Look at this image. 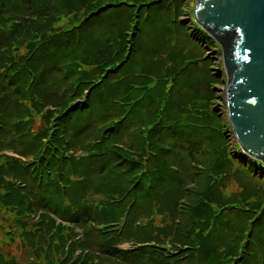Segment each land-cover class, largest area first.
Returning <instances> with one entry per match:
<instances>
[{
    "label": "rangeland",
    "instance_id": "rangeland-1",
    "mask_svg": "<svg viewBox=\"0 0 264 264\" xmlns=\"http://www.w3.org/2000/svg\"><path fill=\"white\" fill-rule=\"evenodd\" d=\"M106 1L113 3L97 8ZM195 1L88 0L82 8L79 0H0L1 263L45 264L35 249L59 243V261L70 264H264V180L232 157L241 152L227 114L222 50L193 33L199 26ZM109 8L115 11L107 14ZM55 42L61 50L57 63L50 65L46 54L42 65L40 55ZM150 94L156 96L151 105ZM88 96L91 108L77 111L76 101ZM85 120L88 133L56 140L59 123L70 134ZM166 130L201 151L188 166L185 153L171 161L173 169L161 161L168 174L185 179L174 207L178 215L169 216L164 207L172 195L166 187L147 213L130 222L131 185L147 184L143 170L153 153L174 150ZM113 150L121 155L110 158ZM95 157L102 160L91 162V169H114L129 190L127 197V190L112 188L117 182L94 178L103 186L90 195L94 209L124 200L116 218L76 224L40 207L26 216L12 199L15 193L31 195L29 176L20 170L27 168L38 183L42 173L43 184L56 188L62 177L47 175L45 167ZM10 184L21 188L13 191ZM42 215L51 222L42 223ZM94 228L97 243L118 246L128 259L90 248L83 240ZM135 252L144 258L136 260Z\"/></svg>",
    "mask_w": 264,
    "mask_h": 264
},
{
    "label": "trees",
    "instance_id": "trees-1",
    "mask_svg": "<svg viewBox=\"0 0 264 264\" xmlns=\"http://www.w3.org/2000/svg\"><path fill=\"white\" fill-rule=\"evenodd\" d=\"M75 0H71L70 3H72ZM80 3H82V8H87L88 7V0H79ZM111 3H113V1H106L105 3H100V5L97 8H104L107 5H110ZM113 11H115V8H109L107 9L105 12L107 14H112ZM116 23V22H113ZM152 25H154L152 23ZM87 29L89 28L88 26L86 27ZM192 28V27H191ZM193 33H195L199 38H203V40H208V42L210 43H214V40L211 38V36H209V34L206 32H204L199 26L195 25V28L193 29ZM70 38H73L74 35H69ZM108 43H109V39L106 40V42L102 45L103 50L107 51L108 48ZM218 47V45H217ZM61 50L58 47V44L55 42L54 44H52V46L50 48L44 49L43 53L40 55L39 57V61L40 63L43 65L44 62H46L47 60L45 59V55L49 54V62L50 65H55L56 59L55 57L60 55ZM103 57V56H102ZM102 59V58H101ZM100 59V60H101ZM145 73V72H143ZM147 74V73H146ZM213 77H217L216 75H213ZM121 83V82H119ZM154 94H150V100L149 104L151 105V103L153 102V98H155L156 96H154ZM153 97V98H152ZM91 99L88 97H85L84 99L81 100H77L76 101V108L77 111L78 110H89L91 107ZM83 105V106H82ZM86 105V106H85ZM83 107V108H82ZM67 122H69L70 120L66 119ZM73 120V119H72ZM88 121V122H87ZM65 122H63L64 124ZM172 123L174 124H181L180 120H175ZM63 124L59 123L57 128L54 130V136L56 137V140L59 141L60 136L59 135H68V137H72L73 135H76L77 137H81L83 133H88L89 132V125H90V121L89 120H85L82 122V124L78 123V126L75 129L74 133H68L66 132L65 126H63ZM69 124H71V121L69 122ZM126 119H125V126H126ZM91 128H93L92 124H91ZM173 134V135H172ZM166 137L165 139H167V141H169L170 143H173L175 145L174 150L169 149L168 151L165 149L162 150L163 152H158V154L153 153L152 156L150 157V159L146 162L148 163V170H143V173H147V184H145L144 181L139 182L135 187H133V185H131V199L132 202L129 203L128 205V212L129 213V220L130 222H132V218H133V222L135 220V217H137L139 214H144L146 212V208L147 211L150 209L151 206V201L155 200V196H161L163 194H165V188L167 187L168 190H170L172 193L171 195V199L167 201L166 204H164L165 209H168L167 213L170 216H176L178 215V211L177 209H174V207L176 206L177 203V199L178 196L181 193V182L184 181L185 179H180L178 177H176L175 175L172 174H168V171L171 170H166L165 168H169V169H173L172 166L174 165L171 161L173 159H176L175 156L178 155L179 153L182 154H189V159H188V164L186 166H188L191 163H196L198 155L200 154V150L198 151L195 149H192L191 147H186L184 144L181 145L182 143L180 141H178L176 139V136L174 135V132L165 133ZM238 145H237V147ZM239 151L240 156H238V151L234 150V152H232V157H234L236 160H238L239 162H241V164L246 168V170L248 172H251L252 175L256 176L258 175V177L263 178L264 180V164L260 161V160H255L253 158H248L249 156L245 155L240 149ZM113 155H121V153H119V151L117 152L116 150L110 151L108 153V155L110 156V158H112V154ZM102 159H98V158H91V159H82L81 161H76L75 163H72L71 165L67 164V165H60L59 167H57V169H55L56 167H45V172L48 175H52L55 174L57 176H59L61 178V180H59V182L56 183V186H60L61 183H65L67 184V181L71 183L73 182V184L71 185L68 184L67 186L64 184V188H61L60 190L56 188H53V186L49 183V184H43V176L44 174H40L39 175V179H41V181H38L31 176V171L27 170V168H25V170H20L22 172V176L25 178L26 176H29V180L30 182L28 183V188L27 191L31 194L29 195V197L26 199L24 198L23 195L19 194V193H15V195H13L12 199L13 200H17L23 207V211L25 213V215H31L34 216V214H30L29 209L30 208H42L44 210L47 211H52L55 214H59L61 217L63 215V217H65V219H69L72 223H76V224H80L83 223L84 225H86V223H89L91 221H100V220H111L112 218H116L117 214H120V212H122V210H125L126 206L124 204V200H120L119 202H115L114 204H111L108 206V208H105L103 210H96L94 209L93 206V201L90 199V195H92V192H95L96 190L99 189L100 187H103L100 183L102 182V180H95L94 178H96L95 176H99L101 178L105 179V183L112 181V182H117L118 181V173L114 170L111 169L109 172L106 171V169H104L103 171H98L95 172L94 170L96 169H91L88 165L91 162H96L99 164V161H101ZM131 159L128 158V163L129 165L133 164V165H137V160H133L130 161ZM162 160H166V162L168 163L167 167H163L161 161ZM130 161V162H129ZM190 161V162H189ZM48 163V160L45 161V164ZM131 163V164H130ZM141 167H143L142 165H139ZM171 166V167H168ZM98 168V167H97ZM103 169V168H101ZM99 169V170H101ZM146 171V172H144ZM107 172V173H106ZM124 173V172H121ZM30 174V175H29ZM68 176V177H67ZM70 176V177H69ZM92 182L89 183V181L91 180ZM115 177V178H114ZM187 177V175H186ZM67 180V181H66ZM37 182V183H36ZM117 185H112V188H121L122 191H126L127 189L122 185V183L119 181L117 182ZM11 185V184H10ZM11 189L14 190H20L21 187H16V184H12L11 185ZM52 187L53 190L55 192H53L52 195H50V197L48 198L46 193H48L49 188ZM10 189V188H8ZM10 189V190H11ZM121 191V192H122ZM144 191L143 195L141 197L135 196L136 192H141ZM92 193V194H91ZM118 193L120 194V191H118ZM129 190H127V193L125 194L128 195ZM138 195V194H137ZM129 197V195L127 196ZM126 197V198H127ZM115 200V198H113ZM66 201V202H65ZM147 213V212H146ZM135 214V216H134ZM42 223L47 224L50 223L51 220H49L48 218H46V216L42 215ZM169 222L171 224H175V221H172V219H169ZM160 228V226H159ZM66 230L64 227L62 229ZM89 231L88 234V239L87 240H83L84 242H86L88 244V246L90 248L93 249H101L103 250V254L106 257H113V258H126L122 252L120 253L118 250V246L115 245H110V246H104L100 243H97V238L98 236L95 235L94 231L95 228L93 230H87ZM37 233H42V231L39 229H36ZM96 237V238H95ZM60 244L59 243H55L52 246H48L47 248L44 247L43 245L40 244V246H38L35 249V256L37 258H39V260L41 261V263L45 264H70L67 262H62L59 261L60 259V255L63 253H60L58 255V251L57 249L59 248ZM31 248L28 247V252L29 253H34L33 250H30ZM65 254L68 255V252H66ZM144 252H138L133 255V257L136 258V260L138 259L140 261V259L144 258ZM67 259V258H66ZM68 260V259H67ZM0 264H4L1 263ZM102 264V262H101Z\"/></svg>",
    "mask_w": 264,
    "mask_h": 264
},
{
    "label": "water",
    "instance_id": "water-1",
    "mask_svg": "<svg viewBox=\"0 0 264 264\" xmlns=\"http://www.w3.org/2000/svg\"><path fill=\"white\" fill-rule=\"evenodd\" d=\"M193 10V21L222 50L238 147L264 164V0H196Z\"/></svg>",
    "mask_w": 264,
    "mask_h": 264
}]
</instances>
